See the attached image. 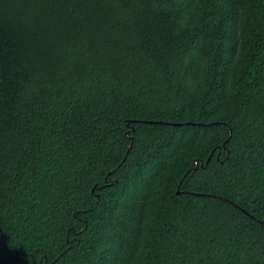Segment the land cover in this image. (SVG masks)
Returning a JSON list of instances; mask_svg holds the SVG:
<instances>
[{
	"label": "trees",
	"instance_id": "1",
	"mask_svg": "<svg viewBox=\"0 0 264 264\" xmlns=\"http://www.w3.org/2000/svg\"><path fill=\"white\" fill-rule=\"evenodd\" d=\"M0 264H264V0H0Z\"/></svg>",
	"mask_w": 264,
	"mask_h": 264
},
{
	"label": "water",
	"instance_id": "2",
	"mask_svg": "<svg viewBox=\"0 0 264 264\" xmlns=\"http://www.w3.org/2000/svg\"><path fill=\"white\" fill-rule=\"evenodd\" d=\"M129 145H130V144H129ZM128 147H129V146H128ZM127 149H128V148H127ZM207 158H208V156H207ZM207 158H206V159H207Z\"/></svg>",
	"mask_w": 264,
	"mask_h": 264
}]
</instances>
